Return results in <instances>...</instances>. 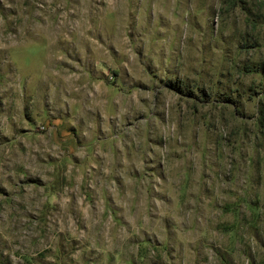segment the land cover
<instances>
[{"label":"rangeland","instance_id":"1","mask_svg":"<svg viewBox=\"0 0 264 264\" xmlns=\"http://www.w3.org/2000/svg\"><path fill=\"white\" fill-rule=\"evenodd\" d=\"M0 264H264V0H0Z\"/></svg>","mask_w":264,"mask_h":264}]
</instances>
